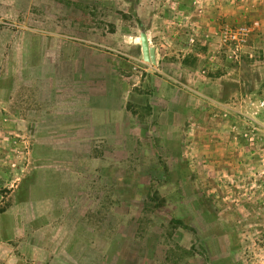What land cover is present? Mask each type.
Returning a JSON list of instances; mask_svg holds the SVG:
<instances>
[{"label": "rangeland", "instance_id": "rangeland-1", "mask_svg": "<svg viewBox=\"0 0 264 264\" xmlns=\"http://www.w3.org/2000/svg\"><path fill=\"white\" fill-rule=\"evenodd\" d=\"M263 100L264 0H0V264H264Z\"/></svg>", "mask_w": 264, "mask_h": 264}, {"label": "built area", "instance_id": "built-area-1", "mask_svg": "<svg viewBox=\"0 0 264 264\" xmlns=\"http://www.w3.org/2000/svg\"><path fill=\"white\" fill-rule=\"evenodd\" d=\"M262 26L259 21H253L249 26L230 27L225 25L218 34V42L221 48L225 47L233 55H236L248 42L249 38L258 35L261 32ZM260 113L264 114V100L259 103ZM249 122L254 123V129L260 131L262 134L261 141L264 143V122L257 121L254 118L247 117ZM259 127L261 130H259ZM252 137L256 134L252 133Z\"/></svg>", "mask_w": 264, "mask_h": 264}, {"label": "water", "instance_id": "water-1", "mask_svg": "<svg viewBox=\"0 0 264 264\" xmlns=\"http://www.w3.org/2000/svg\"><path fill=\"white\" fill-rule=\"evenodd\" d=\"M140 45L142 50L143 60L145 62L156 63L155 48L150 47L148 36L145 32L140 34Z\"/></svg>", "mask_w": 264, "mask_h": 264}, {"label": "trees", "instance_id": "trees-1", "mask_svg": "<svg viewBox=\"0 0 264 264\" xmlns=\"http://www.w3.org/2000/svg\"><path fill=\"white\" fill-rule=\"evenodd\" d=\"M149 198H150V201H152V202H157V200H158L156 193H153V195H150ZM172 222H173V224H176L177 226H181V227H183L185 229L187 228L186 226L183 225V221L182 220L173 219Z\"/></svg>", "mask_w": 264, "mask_h": 264}, {"label": "crops", "instance_id": "crops-1", "mask_svg": "<svg viewBox=\"0 0 264 264\" xmlns=\"http://www.w3.org/2000/svg\"><path fill=\"white\" fill-rule=\"evenodd\" d=\"M262 26V25H261Z\"/></svg>", "mask_w": 264, "mask_h": 264}]
</instances>
